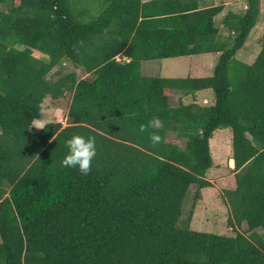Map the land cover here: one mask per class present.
<instances>
[{"label": "trees", "instance_id": "16d2710c", "mask_svg": "<svg viewBox=\"0 0 264 264\" xmlns=\"http://www.w3.org/2000/svg\"><path fill=\"white\" fill-rule=\"evenodd\" d=\"M262 1L218 26L225 5L204 0H101L90 22L71 0H0V264H264V36L255 59L237 58ZM212 53L208 77L142 73L144 61ZM67 62L89 77L61 73ZM172 90H212L214 102L171 107ZM67 93L68 125L33 132L45 99ZM220 128L233 133L228 224L249 236L192 229L195 205L182 218L190 188L213 187ZM74 133L96 138L88 174L61 163Z\"/></svg>", "mask_w": 264, "mask_h": 264}, {"label": "rangeland", "instance_id": "374dc122", "mask_svg": "<svg viewBox=\"0 0 264 264\" xmlns=\"http://www.w3.org/2000/svg\"><path fill=\"white\" fill-rule=\"evenodd\" d=\"M73 9L77 13L82 22H90L102 12L103 7L100 4L101 0H71ZM145 1V0H144ZM225 5V10L220 14L216 23L220 26L223 17L229 11L244 12L247 7V0H204L203 6ZM223 34H227L225 29ZM264 36V0L261 3V14L256 27L253 29L245 47L238 52L237 58L242 61H251L255 59L261 48V40ZM43 60H48L44 54H37ZM220 54H204L193 55L179 58H167L160 60L144 61L142 63V73L145 76L152 77H187L189 74L195 73L194 64L199 62L196 68H202V75H210L214 72V68L219 60ZM205 57V59H203ZM65 72H75L80 79L89 77V74L82 68H76L71 63L64 65ZM59 74V69H54L50 75L51 82L56 81ZM210 95H213L212 90H207ZM72 100V94L67 93L64 97L54 100L48 96L42 105V116L39 119L46 125L50 122H60L63 126L68 125V113ZM210 104V103H209ZM42 128H37L33 125L32 131L39 132ZM169 139L177 137L175 132H169ZM180 146H186V139H180ZM233 133L230 128H220L215 131L214 137L211 140V154L214 165L208 171L207 178L213 183V187L199 189L197 185H193L184 201L183 217L187 218L194 208V215L190 227L199 232H209L215 234L236 235L237 231L245 233L249 236L247 225L244 224L240 229H233L228 224L229 209L226 205L223 194L227 189H233L236 186L234 166L230 162L233 157ZM234 165V164H233ZM200 192L201 198L196 202V194ZM181 226L183 224L181 223ZM263 233L262 230H258Z\"/></svg>", "mask_w": 264, "mask_h": 264}, {"label": "clouds", "instance_id": "9594fccd", "mask_svg": "<svg viewBox=\"0 0 264 264\" xmlns=\"http://www.w3.org/2000/svg\"><path fill=\"white\" fill-rule=\"evenodd\" d=\"M153 121L159 125L161 123L158 117H154ZM33 125L37 128H43L45 125L39 119L35 120ZM146 125L141 124L140 130L143 131ZM161 137L157 133H151L152 142H158ZM66 144L68 146V152L64 156L61 163L68 167H78L83 174H88L90 171V165L93 158L96 155V138L92 135H81L74 133Z\"/></svg>", "mask_w": 264, "mask_h": 264}, {"label": "crops", "instance_id": "0c3cea01", "mask_svg": "<svg viewBox=\"0 0 264 264\" xmlns=\"http://www.w3.org/2000/svg\"><path fill=\"white\" fill-rule=\"evenodd\" d=\"M145 1H148V0H145ZM212 54L215 56L216 54H220V53H212ZM201 55H204V54H201ZM203 59H205V57ZM197 66H201V65H199V62H195V64H194L195 73L189 74V76H187V77H208V76H211L213 74V72H212V74H210V75H208V74L202 75L203 69L202 68L198 69V68H196ZM166 78H170V77H166ZM171 78H175V77H171ZM213 102H214V94L210 95L209 92H207V90L200 91V92L196 93L195 95H184L181 91L172 90L171 95H170V99H169V104L171 107H178L181 103L184 105H188V104L210 105ZM210 146H211V141H210ZM230 162L232 163V165H230V166H234L233 165L234 160L232 158H230Z\"/></svg>", "mask_w": 264, "mask_h": 264}]
</instances>
